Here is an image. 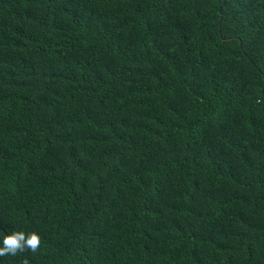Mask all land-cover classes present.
<instances>
[{
  "label": "trees",
  "instance_id": "1",
  "mask_svg": "<svg viewBox=\"0 0 264 264\" xmlns=\"http://www.w3.org/2000/svg\"><path fill=\"white\" fill-rule=\"evenodd\" d=\"M0 264H264V0H0Z\"/></svg>",
  "mask_w": 264,
  "mask_h": 264
},
{
  "label": "clouds",
  "instance_id": "2",
  "mask_svg": "<svg viewBox=\"0 0 264 264\" xmlns=\"http://www.w3.org/2000/svg\"><path fill=\"white\" fill-rule=\"evenodd\" d=\"M41 237L36 232L25 234L23 231L0 233V257L15 256L18 252L29 249L35 252L40 245Z\"/></svg>",
  "mask_w": 264,
  "mask_h": 264
}]
</instances>
